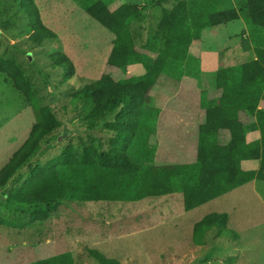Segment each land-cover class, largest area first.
<instances>
[{
  "label": "trees",
  "instance_id": "obj_1",
  "mask_svg": "<svg viewBox=\"0 0 264 264\" xmlns=\"http://www.w3.org/2000/svg\"><path fill=\"white\" fill-rule=\"evenodd\" d=\"M241 1L237 9L230 0H175L171 9H162L139 48L131 30V24L144 18L139 6L123 4L111 9L108 0H77L85 14L114 37L107 71L70 96L71 110L80 115L78 121L89 125L102 120L101 126L114 136L105 151L94 145L81 151L64 148L49 163L34 167L26 184L11 196L7 190L14 175L38 155L43 144L54 147L66 135L52 136L61 127L60 120L51 107L40 104L19 66L0 59L4 83L21 95L33 116L27 138L0 167V227L20 231L44 223L57 204L135 202L174 193L182 194L183 209L190 211L248 182L264 181V11L256 16L264 10V0ZM26 12L30 15L31 11ZM241 16L249 27L248 36L241 40L246 59L205 77L207 86L200 87L203 123L198 128L196 158L191 163L163 164L155 140V121L162 106L151 102L152 89L162 76L177 82L194 78L191 42L204 29ZM33 38L38 43L52 40V35L40 25ZM51 61L69 74L71 63L61 54ZM135 66H141L144 73L128 75V69ZM114 69L119 75H114ZM252 133H256L254 138ZM249 161H256L257 169H244ZM227 218L225 213L204 216L193 226V241L203 240L204 232L212 228L225 227ZM89 253L98 264H119L97 251ZM37 264L75 261L67 252Z\"/></svg>",
  "mask_w": 264,
  "mask_h": 264
},
{
  "label": "rangeland",
  "instance_id": "obj_2",
  "mask_svg": "<svg viewBox=\"0 0 264 264\" xmlns=\"http://www.w3.org/2000/svg\"><path fill=\"white\" fill-rule=\"evenodd\" d=\"M108 1L111 9L123 4L141 8L144 18L131 24L139 48L155 27L162 9H171L175 4V0L163 3H160L162 0ZM230 1L237 9L242 4L241 0ZM221 6L224 7V1ZM26 9L31 11V16ZM40 25L48 30L52 40L36 42L33 32ZM217 28L204 29L201 37L190 44L189 53L196 67L191 68L196 73L194 78L177 82L162 76L152 89L153 105L177 111L174 116L181 126L193 121L199 111L200 87L204 83L207 86L205 77L215 71L213 62L220 64L225 56L224 34L226 46L232 47L228 59L237 63L235 53L240 51L241 34L246 31V37L249 30L241 16L219 27L223 35L218 42L216 35L212 43L206 44L203 40L206 32ZM113 37L85 14L77 0H0V59L19 66L40 104L51 107L60 120L61 127L52 136L57 132L60 136L66 135L54 147L43 144L38 155L14 175L7 190L10 196L26 184L34 167L49 163L64 148L73 146L81 151L84 146L94 145L105 151L109 147L108 141L114 134L101 126L102 120H94L92 126L78 121L80 115L76 116L71 110L69 101L78 89L98 80L107 71ZM54 53L71 63L69 74L52 63ZM242 55L246 59V54ZM116 70L114 75H119ZM143 73L141 66L128 69L130 76ZM2 75L0 73V167L25 141L33 124V116L21 95L4 83ZM65 122L67 124L63 125ZM171 125L172 122L164 140L174 144L177 134ZM168 147L177 155V147ZM168 147L160 149L166 151ZM164 160L171 161L169 156ZM243 167L257 169L258 163L245 162ZM211 213L227 214L226 226L212 228L204 232L203 240L194 242V224ZM46 239L52 244L46 245ZM91 250L119 264H264V181L248 182L190 211L183 209L182 194L174 193L135 202L57 204L44 223H33L22 231L0 227V264H36L42 258H49L51 253L67 252L72 254L75 264H98L89 253Z\"/></svg>",
  "mask_w": 264,
  "mask_h": 264
},
{
  "label": "crops",
  "instance_id": "obj_3",
  "mask_svg": "<svg viewBox=\"0 0 264 264\" xmlns=\"http://www.w3.org/2000/svg\"><path fill=\"white\" fill-rule=\"evenodd\" d=\"M220 26H216L218 28L216 30H214V32H206V38L203 37V40H205L206 44L212 43V39L217 38L216 35L219 37L217 42L220 40L221 34H222L220 32V29H219ZM244 37H245V34L244 35L242 34V39ZM208 40H210V41L208 42ZM222 41H223L222 47L225 48V50H223L225 56H224V58H222V61L224 63H222V61H220V64L213 62L215 71H217L221 68H227V67L238 65V64L242 63L245 59L244 56L242 55V54H245V52L242 50L241 47H239L240 51L239 52L236 51V53H235V55H237V59H238L237 63H232L231 60L228 59V57L230 58V55H232V53H231L232 47L230 45H229V47H227L228 45L226 46L225 34H224ZM194 54L198 55L200 53L197 54L196 52H194ZM215 66H217V68H215ZM161 109H160V113L158 114L156 121H155V123L157 125L156 139H155L157 148H160V146L162 148L164 144L167 145V147L169 145H174L175 147H177V150H176L177 155L174 153L175 150H173V148L168 147V150L166 149V151H163V149H161V150L158 149L159 151H161L163 153V159L162 160H164L167 156H169L170 160L174 161L172 163H178V162L179 163L180 162L191 163L196 158L198 128H199V125H201L203 123L202 111L199 109V111H197L196 115L193 116L192 122L188 121L189 122L188 124L181 126V125L177 124L176 118L174 116L177 111H170L169 108H167L166 106L164 108L161 107ZM170 122H172V125L170 128L173 129V132L175 130L176 134H177V136H174V138H176V142L174 144L169 143L168 140H166V141L164 140L166 129L169 127ZM171 161H169V162H171ZM165 162H167V161H165ZM30 225H28V226H30ZM28 226H26V227H28ZM20 231H22V230H20ZM35 241L36 240H34L33 242H35ZM50 243L52 244V241L50 239L45 240L46 245H50ZM58 254H62V253H51L50 257L54 256V255H58ZM42 259L45 260L44 258H42ZM43 260H41L39 262H42ZM39 262H37V263H39Z\"/></svg>",
  "mask_w": 264,
  "mask_h": 264
}]
</instances>
